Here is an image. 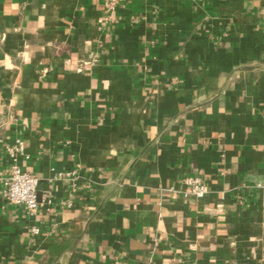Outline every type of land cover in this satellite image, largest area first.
<instances>
[{"label": "crops", "instance_id": "obj_1", "mask_svg": "<svg viewBox=\"0 0 264 264\" xmlns=\"http://www.w3.org/2000/svg\"><path fill=\"white\" fill-rule=\"evenodd\" d=\"M108 1L0 0V264H264V0Z\"/></svg>", "mask_w": 264, "mask_h": 264}, {"label": "built area", "instance_id": "obj_2", "mask_svg": "<svg viewBox=\"0 0 264 264\" xmlns=\"http://www.w3.org/2000/svg\"><path fill=\"white\" fill-rule=\"evenodd\" d=\"M121 0H109L106 3V11L116 10ZM24 153L21 142L9 149L11 166L7 177L4 180L3 197L12 205L22 207L27 213L33 214L40 206L38 197L39 179L36 175L25 172L18 164V157ZM76 175V171H57L55 178L58 180H71ZM186 187L185 196L196 200H203L207 196V186L199 177H187L184 179ZM68 202L67 206H71ZM38 228H33V234H39Z\"/></svg>", "mask_w": 264, "mask_h": 264}]
</instances>
